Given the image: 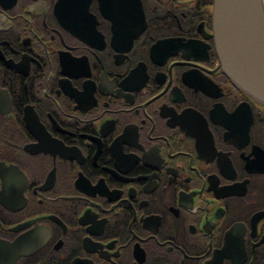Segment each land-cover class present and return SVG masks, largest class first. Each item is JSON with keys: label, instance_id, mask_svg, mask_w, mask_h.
<instances>
[{"label": "flooded vegetation", "instance_id": "obj_1", "mask_svg": "<svg viewBox=\"0 0 264 264\" xmlns=\"http://www.w3.org/2000/svg\"><path fill=\"white\" fill-rule=\"evenodd\" d=\"M214 0H0V264H264V106Z\"/></svg>", "mask_w": 264, "mask_h": 264}, {"label": "water", "instance_id": "obj_2", "mask_svg": "<svg viewBox=\"0 0 264 264\" xmlns=\"http://www.w3.org/2000/svg\"><path fill=\"white\" fill-rule=\"evenodd\" d=\"M212 17L221 69L264 106V0H214Z\"/></svg>", "mask_w": 264, "mask_h": 264}]
</instances>
